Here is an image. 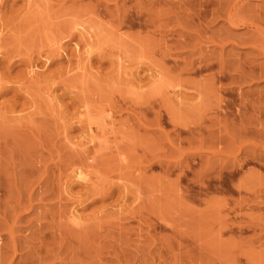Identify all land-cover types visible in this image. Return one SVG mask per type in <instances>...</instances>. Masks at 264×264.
Segmentation results:
<instances>
[{
  "label": "rangeland",
  "instance_id": "obj_1",
  "mask_svg": "<svg viewBox=\"0 0 264 264\" xmlns=\"http://www.w3.org/2000/svg\"><path fill=\"white\" fill-rule=\"evenodd\" d=\"M207 2L0 0V264H264V56Z\"/></svg>",
  "mask_w": 264,
  "mask_h": 264
},
{
  "label": "bare ground",
  "instance_id": "obj_2",
  "mask_svg": "<svg viewBox=\"0 0 264 264\" xmlns=\"http://www.w3.org/2000/svg\"><path fill=\"white\" fill-rule=\"evenodd\" d=\"M262 2V3H264V0H231V1H228V0H208V2H207V6L208 5H211V6H213V8H212V12H214V13H212L210 16H211V18H213V16L214 15H216L215 17H214V20H218V21H221L222 23H223V25L221 26V27H219L218 28V30L216 31V32H212L211 31V33H209V31L208 30H206V29H204L203 27H200L199 26V24H198V26H196V28H194L193 26H192V28H194L195 30H194V39H192L191 38V40L193 41H197L198 40V42H199V44H197V43H195V45H193V47H197V49L199 48V50L201 49L200 48V44H203L204 43V41L206 40V42L207 43H209V44H211L214 48H216V47H219V48H221V52H220V54L221 55H219V57H220V59L223 61V60H225L226 58H228L229 56L231 57V58H234V57H236L235 55H237V54H234L231 50H233V48H234V46H233V48L230 50V52H228V57H225L224 58V56L226 55H224V46H226V44H225V39L228 37V38H230V37H232V35H231V30H245L246 32H251V36H252V41L256 44L258 41H260V40H262V41H264V27H262V26H260L259 25V22H258V20H259V14H257V12L254 10V8H253V6H251V2ZM262 7V6H261ZM262 8H264V7H262ZM185 9V8H184ZM187 9V8H186ZM188 10V9H187ZM186 10V11H187ZM258 10H260V9H258ZM185 12V11H184ZM262 12H264V11H262ZM262 14H264V13H262ZM188 15V14H187ZM262 16H264V15H262ZM188 17V16H187ZM197 17V16H196ZM199 17V16H198ZM260 18H261V16H260ZM262 18H264V17H262ZM183 19H184V17H183ZM185 19H186V17H185ZM191 19V18H190ZM258 19V20H257ZM261 20V19H260ZM256 21H257V23H256ZM186 23H187V21H185ZM189 24V23H188ZM194 24V23H193ZM195 26V25H194ZM203 26H204V24H203ZM191 28V29H192ZM183 32V31H182ZM182 32H180V33H182ZM206 32H208L209 33V38H207V36L208 35H206L205 36V34H206ZM192 33V32H191ZM181 35V34H180ZM185 35V34H184ZM182 36V35H181ZM184 37H186V36H184ZM217 38H219L220 39V41H215V39H217ZM224 40V41H223ZM251 40V39H250ZM188 41H190V40H188ZM185 42V41H184ZM184 42H182V43H180L179 45H182L183 44V46H184ZM228 42V41H227ZM232 42V41H231ZM188 44V43H187ZM190 44V43H189ZM188 44V45H189ZM251 45V46H247V47H249L250 48V52H253V54L256 52V53H259L260 55H262V56H264V45H262V46H258V44L257 45ZM191 45V44H190ZM192 46V45H191ZM231 46V45H230ZM246 46V45H245ZM193 47H191V48H193ZM181 48H182V46H181ZM184 48V47H183ZM218 48V49H219ZM185 49V48H184ZM197 51V52H200V51ZM202 50V49H201ZM236 50V49H235ZM189 52V51H188ZM233 54H232V53ZM236 52V51H235ZM190 53V52H189ZM201 53V52H200ZM203 53V52H202ZM201 53V56H200V60H202V62H204L203 63V65H204V67L205 68H210L211 66V61L213 62V59L211 60L209 57H211V56H208V57H206L205 55H203ZM207 53V52H206ZM192 55H193V53H191ZM258 54V55H259ZM218 57V56H217ZM229 57V58H230ZM236 59V58H235ZM235 59H231V61H232V63L230 62V65H234L233 67H238V68H240V66H241V64H240V61H238V60H240V59H236L237 61L235 62ZM216 60L217 61H215V63H219L220 62V60H218L217 58H216ZM195 61V60H194ZM221 61V64L222 63H224V62H222ZM227 61V60H226ZM198 62V61H197ZM201 62V61H200ZM201 62V63H202ZM242 62V61H241ZM249 62V61H248ZM189 63V62H188ZM199 63V62H198ZM197 63V64H198ZM194 64V62H191V60H190V63L189 64H185V66H190V65H193ZM220 64V63H219ZM228 64H229V61H228ZM245 64L246 63H244L243 65L245 66ZM253 64H254V62H251L250 61V63L248 64V65H252V67H253ZM262 64H264V63H262ZM226 65V64H225ZM185 66H183V68L185 67ZM194 66V65H193ZM249 66V67H250ZM259 66V65H258ZM261 66V65H260ZM259 66V68L258 67H256L255 65H254V67L253 68H251L250 70H249V72L247 73V76L248 77H250L251 78V80L252 81H255V80H257L258 82L262 79V81H264V67H260ZM262 66H264V65H262ZM222 67V66H221ZM232 67V68H233ZM249 69V68H248ZM236 70H238V69H236ZM246 75V74H245ZM257 79H256V78ZM241 79H242V77H241ZM244 80V79H243ZM212 81V80H211ZM211 81H208V84H205L206 83V81H205V85L203 84V86H202V90H204V93H203V91L201 90V94H200V92H199V94H200V97L201 96H203V95H205L206 96V94L208 95V96H210L209 95V93H210V91H214V90H211V86H212V83H209V82H211ZM243 82V81H242ZM214 84V83H213ZM258 85V84H257ZM214 86V85H213ZM262 87H264V86H262ZM214 89V88H213ZM260 90V89H259ZM256 91V90H255ZM262 91V92H261ZM261 91H259L260 93V96H259V94H258V97L255 99L256 101H258V104L259 103H261L260 105H262V104H264V95H262V94H264V89H262L261 88ZM197 93H198V91H197ZM212 93V92H211ZM262 93V94H261ZM203 94V95H202ZM255 94V93H254ZM257 94V93H256ZM255 94V95H256ZM214 95H216V94H214ZM214 95L213 94H211V96H213L214 97ZM204 96V97H205ZM207 96V97H208ZM257 96V95H256ZM204 97H202V98H204ZM207 97H205V98H207ZM213 97H210L209 99H211V98H213ZM217 96H215L214 98H213V100L214 101H217L218 100V98H216ZM219 97V96H218ZM240 97V96H239ZM215 98L217 99V100H215ZM206 100V99H205ZM249 103V102H248ZM247 104V103H246ZM252 105H254V103H252L251 104V102H250V107L252 106ZM49 106V105H48ZM247 106H249V105H247ZM254 106H256V104L254 105ZM258 107H259V105H257ZM256 106V107H257ZM249 107V108H250ZM261 107V106H260ZM259 107V108H260ZM254 108V107H253ZM252 107H251V112H254V109H253ZM243 109H244V106H243ZM245 109H247V108H245ZM248 110V109H247ZM259 110V109H258ZM250 111V110H249ZM248 111V112H249ZM256 111H257V108H256ZM255 111V112H256ZM247 112V111H246ZM258 112H260V111H258ZM262 112V111H261ZM257 113V112H256ZM250 115H252L251 113H249ZM255 114V113H254ZM68 115V114H67ZM244 115H246V113L244 114ZM71 116V115H70ZM61 116H59V118H60ZM65 117V116H64ZM63 117V118H64ZM69 117V116H68ZM74 117V116H73ZM247 117V116H246ZM251 117H254V115H252V116H250V117H248V118H246V120H249L250 122L253 120V118L251 119ZM66 118V117H65ZM251 119V120H250ZM258 119V118H257ZM58 120V119H57ZM61 120H62V117H61ZM65 120V119H64ZM141 120V119H140ZM144 120V119H143ZM70 121V120H69ZM145 121V120H144ZM249 121H247L248 123L246 124V125H253V127H254V125L255 124H252V122L250 123ZM256 121H258V120H256ZM66 122H68V121H66ZM85 122V121H84ZM255 122V121H254ZM64 123V122H63ZM90 123V124H89ZM148 123V122H147ZM244 123V122H243ZM243 123H242V125H241V123H240V125H241V127L242 126H244L243 125ZM259 124V126L260 127H262V125H264V124H262L261 123V121H259L258 122ZM91 122L89 121V122H87V125H88V127H89V125L91 126ZM64 125V124H63ZM74 125V124H73ZM82 125V124H81ZM146 125V124H145ZM239 125V126H240ZM234 126H236V125H234ZM239 126H238V128H239ZM66 127V126H65ZM64 127V128H65ZM68 127V126H67ZM82 127V126H81ZM84 127H87V126H84ZM232 127H233V125H232ZM250 127V126H249ZM91 127H89V129L88 130H90L91 131ZM232 130H233V128H231ZM237 129V128H236ZM244 129V128H243ZM68 130V129H67ZM240 130H241V128H240ZM261 130H264V128H261ZM236 131V130H235ZM248 131V130H247ZM242 132V131H241ZM246 132V131H245ZM251 133V132H250ZM253 133V132H252ZM245 134V133H244ZM241 135V134H240ZM252 135V134H251ZM259 135V140H261L262 138H264V132H262V133H260V134H258ZM243 137H244V135H242ZM91 137V136H90ZM233 137V136H232ZM256 137V136H255ZM260 137H261V139H260ZM241 138V137H240ZM258 138V136L256 137V139ZM254 139V138H253ZM235 140V139H234ZM255 140V139H254ZM257 142V141H256ZM262 142V141H261ZM261 142H259V144L261 143ZM262 144V143H261ZM257 145V144H255V143H253V145H251V146H253L252 148H254L255 150H256V148L255 147H257V150L259 151V153L256 151L255 152V155L257 156V158L259 157L260 159H262V160H264V152H262L261 153V151H264V144H262V145ZM231 146H233V145H231ZM253 149V150H254ZM252 152V151H251ZM252 154H253V152H252ZM247 157V156H246ZM259 158L257 159V160H259ZM246 159V158H245ZM253 159V158H252ZM84 161V160H83ZM85 163V162H84ZM82 168V167H81ZM79 171H81V170H79ZM90 171V170H89ZM73 172V171H72ZM71 174V173H70ZM69 174V175H70ZM73 175L75 176V178L77 177V178H82V177H85L84 176V172L82 173V172H78L77 171V169H76V171L75 172H73ZM252 175V174H251ZM250 175V176H251ZM252 176H254V175H252ZM71 177V176H70ZM72 178V177H71ZM74 178V177H73ZM252 178H254V177H252ZM257 178V177H256ZM122 179V178H121ZM77 180V179H76ZM81 180V179H80ZM83 180V179H82ZM249 180V179H248ZM262 182H264V180H262V179H260ZM85 181H87V178H86V180ZM80 182H83V181H80ZM89 182V180L87 181V183ZM247 182H249V181H247ZM253 182V181H252ZM251 182V183H252ZM86 182H84V184H85ZM250 183V182H249ZM249 183H246V184H248L249 185ZM255 183V182H254ZM258 183V182H257ZM89 184V183H88ZM91 184V183H90ZM93 184V183H92ZM253 185V184H252ZM260 185H261V182H260ZM260 185H258V187L260 186ZM65 186V185H64ZM70 186V185H69ZM92 186V185H91ZM94 186V185H93ZM244 186H246L245 184H244ZM257 186V185H256ZM241 187V186H240ZM248 188L249 187H251V185L250 186H247ZM252 187H254V185L252 186ZM243 188V187H242ZM247 188V189H248ZM260 188V187H259ZM244 189H245V187H244ZM252 189V188H251ZM250 190V189H249ZM248 191V190H247ZM252 191V190H251ZM254 191V190H253ZM252 191V192H253ZM262 191H264V190H262ZM261 191V192H262ZM254 197V196H253ZM138 198V197H137ZM257 198H259V197H257ZM247 200V199H246ZM71 213V212H70ZM62 215V214H61ZM13 230V229H12ZM14 232H15V230H14ZM15 248V247H14ZM48 255V254H47ZM56 258V257H55Z\"/></svg>",
  "mask_w": 264,
  "mask_h": 264
}]
</instances>
